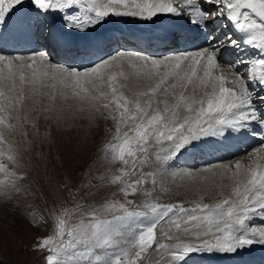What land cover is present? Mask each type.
<instances>
[{
    "label": "snow or ice",
    "instance_id": "obj_1",
    "mask_svg": "<svg viewBox=\"0 0 264 264\" xmlns=\"http://www.w3.org/2000/svg\"><path fill=\"white\" fill-rule=\"evenodd\" d=\"M113 17L169 20L176 27L163 39L173 47L119 49L80 66L55 62L49 43L27 55L0 49V206L46 231L28 246L43 264H189L197 254L249 264L264 249V0H0V40L47 25L57 48L94 44ZM189 39L200 43L181 49ZM80 120L104 121L110 138L82 179L49 176L53 204L38 212L29 198L45 193L25 154L47 168L50 152L34 149L56 146ZM210 137L255 143L229 162L178 168ZM170 171L193 182V199L160 202L157 184L170 189L157 175ZM109 186L116 191L94 203ZM138 194L142 203L129 198Z\"/></svg>",
    "mask_w": 264,
    "mask_h": 264
},
{
    "label": "rangeland",
    "instance_id": "obj_2",
    "mask_svg": "<svg viewBox=\"0 0 264 264\" xmlns=\"http://www.w3.org/2000/svg\"><path fill=\"white\" fill-rule=\"evenodd\" d=\"M128 18L129 17H114L111 21L113 22V20L116 19V22L119 23L116 25V22H110L108 25L105 26L104 29H101L100 32H109L112 27H116L111 33L113 35L115 33L117 34L122 32V29H124V27L138 26L139 24V27H149V23H151L140 20L138 18ZM126 19L128 20L125 21ZM138 21L145 23H139ZM41 31L43 33L44 41L46 39V36H48L46 35L48 31V26L45 25V28L41 29ZM129 31L131 32L134 30L128 29V32ZM30 52L32 51L24 52L21 54L27 55L30 54ZM56 60L54 61L63 63V59L59 58ZM70 123H73L76 126L72 128H67V126H65L66 130L59 132L57 135L58 143L56 146L49 149V146L47 144H43L40 147L34 149V151L50 152V163L48 164L47 168H45L44 165L39 162L34 155L25 154V162L29 165V176L33 183V186L45 193L44 199H41L39 197L29 198L30 202L33 204L34 209L38 212L46 213L47 210L51 209L53 204V199L49 195V193L54 188L55 179H53L52 183L50 184L49 176H55L56 173L62 175L65 171H68L77 178L82 179L83 177L81 176V174L86 172L88 170V166L90 164H93V162L98 159V157L101 155L100 149L103 143L106 139L110 138L108 135L103 133V127L105 125V122L102 120L97 122L99 124V127L94 128H89L88 122L85 120L70 121ZM107 123L108 126L111 127V121H108ZM44 124L45 122L41 120V131H43ZM29 131H31V129H29ZM213 139L214 137L206 138L205 142L201 144L199 148L195 149L192 153H189V155H191L187 157L189 159V163L187 165L182 162V158L185 159L186 156L182 157L177 162L178 168H200L202 166L210 164H197L195 162V158L201 159L205 157L207 151L203 150L205 149V147L202 146L209 145L208 143ZM202 150L204 152H202ZM244 152L245 150L242 151L241 149V152L237 153L236 156L241 157L243 156ZM29 155H31V160H29ZM198 155H200V157ZM57 156L60 157V161H57L55 159ZM236 156L227 159L226 157H224L223 161H220V159H216L215 162H228L227 160L230 159L229 161H231L232 158H236ZM61 162L63 163V167H59V164ZM53 165H57L55 172H53ZM118 166L119 165H116V167ZM152 170L153 168L150 167H145L143 169V171L145 172ZM157 179L158 181L162 182L163 186L170 189L167 194L160 193V184H157L156 194L160 196V202L167 203L179 200L186 201L194 198V187L192 181H189L187 179H181L179 176L173 177L171 171L163 174L158 173ZM143 187L151 189L153 186L151 185V183H148ZM114 191H116L115 186H109L107 188L102 189L99 193L96 194L94 203H99L105 198L110 197L111 193ZM63 195H66V192ZM117 198H120L119 195L117 196ZM129 198L135 200L137 203H142L146 199L142 194H138L137 196ZM45 200H47V204H45ZM206 202L211 201L207 200ZM11 209V204L0 206V264H43V261L40 259V253L29 251L28 246L32 244L33 239L36 236L46 235V231L30 227L27 222V218L22 210H19L15 214H13ZM257 223H259V220H257ZM255 253L256 252L254 251L252 255H255ZM222 263L232 264V261L229 259L204 258L197 254L194 255L189 262V264Z\"/></svg>",
    "mask_w": 264,
    "mask_h": 264
},
{
    "label": "bare ground",
    "instance_id": "obj_3",
    "mask_svg": "<svg viewBox=\"0 0 264 264\" xmlns=\"http://www.w3.org/2000/svg\"><path fill=\"white\" fill-rule=\"evenodd\" d=\"M128 19H126L125 21H127ZM113 22L115 23L116 19L113 20ZM118 23L116 22V25ZM139 23H145V22H139ZM121 24H122V22H121ZM139 25L138 26L124 27V29H122V32L124 34V33H127L128 29H133L134 31L137 30L138 33L140 32L142 34L147 33V32H156L158 35H162V34H166L168 30H174L176 27L169 20H162V21L157 22L155 24L149 23V25H150L149 27H145V26L139 27ZM115 28L116 27H112V29L109 32H107V31L101 32V38L98 41H96L95 38H93L95 41L94 44H89L90 48L88 50L84 51V50L80 49L79 52L83 53V54H81V56L78 57L77 59L79 61H82V60L88 61L86 64H83V65H88L91 62L99 60L101 57L111 55L112 51L116 50V49L109 47L112 44V42H114V40H112V39H113V36L116 35V33L113 35L111 33ZM149 29H151V30H149ZM144 30H148V31H144ZM130 34H133V31L128 33V35H130ZM191 36H195V33H192ZM82 42H85V41H82ZM42 43H43V33L41 30L36 35L26 34V33L17 31V32L6 33L4 35L3 39L0 40V49H3V51L10 53V54H12V53L21 54L24 52L39 49V46ZM199 43H200L199 39L193 40L192 42H190L189 49L193 48L195 45H197ZM6 44H8L7 48H6ZM111 49H112V51H110ZM160 49H162V48L160 47ZM97 50L100 52H97ZM125 50L138 51L142 54H149V55H165V54H168V51H167L168 49L163 50V51L158 52V53L149 52V51L134 50L131 48H126ZM92 52H93V57L90 58L89 54ZM51 56H52L53 60L60 58V59H63L64 64H68V63H65L66 57L63 55L57 54V55H51ZM72 62L74 63L73 59H72ZM68 65H70V64H68ZM72 66H75V64H73ZM78 66H80V65H78ZM235 139L237 140L236 142L234 141ZM250 142L255 143L254 141H250L247 139H239V138H235V137H228V138H223V137H216L215 138L214 137V139L208 143L209 145H203L202 146V147H205V149H203V150H206L207 154L205 155V157L200 159L199 163H210L211 161H214L212 163H217V162H215L216 159H220V161H223L224 157H226V159H227V158L236 156L237 153L241 152V149L243 151L242 146L247 145ZM229 145L231 146V148L229 147ZM203 150H202V152H204ZM199 152H196V153H199ZM188 155L189 154H186V157H188ZM237 158H240V157L236 156V158H232V160L237 159ZM182 160H184V159L182 158ZM229 160H227V161L229 162ZM212 163H210V164H212ZM255 252H256L255 255H251L250 257H247L246 259L249 261V263L251 261H257L258 262L257 264H264V249L257 247Z\"/></svg>",
    "mask_w": 264,
    "mask_h": 264
}]
</instances>
